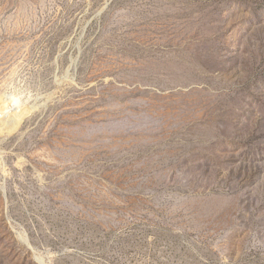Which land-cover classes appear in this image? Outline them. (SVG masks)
Here are the masks:
<instances>
[{
	"label": "rangeland",
	"instance_id": "1",
	"mask_svg": "<svg viewBox=\"0 0 264 264\" xmlns=\"http://www.w3.org/2000/svg\"><path fill=\"white\" fill-rule=\"evenodd\" d=\"M0 264H264V0H0Z\"/></svg>",
	"mask_w": 264,
	"mask_h": 264
}]
</instances>
